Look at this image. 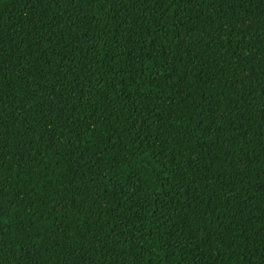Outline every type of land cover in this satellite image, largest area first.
I'll return each mask as SVG.
<instances>
[{"label": "trees", "instance_id": "16d2710c", "mask_svg": "<svg viewBox=\"0 0 264 264\" xmlns=\"http://www.w3.org/2000/svg\"><path fill=\"white\" fill-rule=\"evenodd\" d=\"M0 264H264V0H0Z\"/></svg>", "mask_w": 264, "mask_h": 264}]
</instances>
